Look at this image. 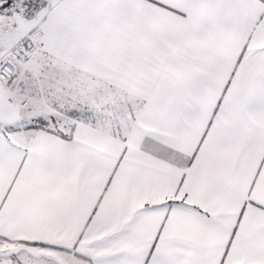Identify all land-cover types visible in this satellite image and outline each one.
I'll use <instances>...</instances> for the list:
<instances>
[{
	"label": "snow or ice",
	"instance_id": "1",
	"mask_svg": "<svg viewBox=\"0 0 264 264\" xmlns=\"http://www.w3.org/2000/svg\"><path fill=\"white\" fill-rule=\"evenodd\" d=\"M0 264H264V0H0Z\"/></svg>",
	"mask_w": 264,
	"mask_h": 264
}]
</instances>
